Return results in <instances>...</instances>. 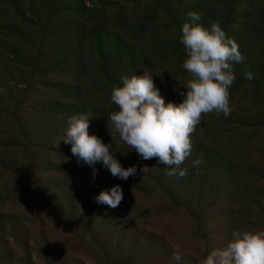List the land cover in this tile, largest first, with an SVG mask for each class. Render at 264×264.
I'll list each match as a JSON object with an SVG mask.
<instances>
[{"label":"rangeland","instance_id":"obj_1","mask_svg":"<svg viewBox=\"0 0 264 264\" xmlns=\"http://www.w3.org/2000/svg\"><path fill=\"white\" fill-rule=\"evenodd\" d=\"M114 2L116 8L111 7L104 23L109 19L107 24H112L120 9L119 0ZM171 2L132 0L120 10L127 21L152 16L151 29L158 25L176 42L182 31L171 21ZM84 3L71 11L76 17H82L90 1ZM246 7L237 6L236 12L244 13ZM174 10L185 16L187 4ZM95 20L91 17L90 25ZM235 25L228 36L236 40ZM8 46L0 48V264H176L177 244L191 250L185 264H200L212 250L225 246L234 231L264 228V124H259L264 122V69L255 68V54L242 68L233 64L236 81L245 80L239 87L235 81L230 89L231 118L239 121L233 125L223 114L205 116L192 134L191 155L181 166L188 168V175L179 178L169 176L171 169L156 159H141L112 129L107 118L113 87L103 81L95 93L79 96L77 87L89 82L90 71L85 73L79 64L73 68L71 61L43 74L42 65L37 72L13 71L16 64L1 63L11 59ZM179 56L151 60L140 54L131 73L122 64L118 77L150 71L159 92L181 96L190 74L183 62H176ZM50 57L42 60L44 70L55 60ZM18 61L26 58L21 55ZM245 71L255 72L252 80L260 78L262 91L246 81ZM83 113L93 118L89 133L111 144L122 166L137 167L134 176L123 180L102 162H78L63 135L69 120ZM197 158L203 163L192 168ZM144 165L149 166L146 174L139 170ZM117 184L123 191L118 207L97 202L102 190Z\"/></svg>","mask_w":264,"mask_h":264},{"label":"clouds","instance_id":"obj_2","mask_svg":"<svg viewBox=\"0 0 264 264\" xmlns=\"http://www.w3.org/2000/svg\"><path fill=\"white\" fill-rule=\"evenodd\" d=\"M188 15L191 22L182 25L179 38L186 52L182 66L190 74L183 84L186 92L180 93L182 102L165 103L152 72L144 70L142 75L122 76V85L113 86L110 101L118 110L107 118L129 150H134L143 160L156 159L158 164L171 169L169 176L179 178L188 175V168L181 166L191 155L192 134L202 119L213 113L217 117L231 114L230 89L236 81L233 64L243 63L245 59L238 42L227 35L218 21L206 27L199 23L198 12L190 11ZM244 74L248 79L253 78L249 71ZM91 119L90 113L73 116L63 135L64 142L71 143L78 162L82 160L88 165L102 162L114 177L123 180L134 176L135 165L123 167L110 151L112 145L89 133ZM128 151L122 153L127 155ZM202 163V158L194 159L191 167L198 169ZM139 170L146 174L149 166ZM96 200L115 209L123 200L121 186L102 190ZM191 254V250L174 245L176 264H185V257ZM200 264H264V228L234 231L225 246L212 250Z\"/></svg>","mask_w":264,"mask_h":264},{"label":"trees","instance_id":"obj_3","mask_svg":"<svg viewBox=\"0 0 264 264\" xmlns=\"http://www.w3.org/2000/svg\"><path fill=\"white\" fill-rule=\"evenodd\" d=\"M88 1L90 4L88 7L84 6L83 15L80 13L82 17H76V14L71 11L80 10L82 4H86L84 0H0V48L3 45H9L8 48L13 49L9 54L11 59L4 58L1 63L8 61V66L16 64L13 71L29 68L37 72L40 71L37 68L42 65L43 72L40 71V74L55 71L70 61L73 63V68L79 64L80 69L85 73L87 69L90 71L89 82L82 88L77 87V92L81 96L83 92L87 95L95 93L97 87L101 89L103 81L106 87L121 83L122 79L118 77L121 75L119 73L121 65L123 64L126 73L130 74L131 70L137 66L136 62L140 54L151 60L164 56L165 59L170 60L175 55H180L179 59H176L178 65L183 62L182 56L186 58V52L180 40L172 42L166 32L163 35L158 25H153L154 29H151L148 22L153 19L152 16L143 14L127 21L124 12L120 9L132 0H119L120 9L114 14L112 24H107L109 19L105 23L103 21L108 18L111 7L116 8L114 0ZM171 1L170 18L173 24L178 25L179 30L185 22H191L188 15L190 11L198 12L201 15L199 23L206 27H210V22L218 21L227 35L231 25L236 24L235 27L239 28L235 34L236 41L245 57L244 62L238 64V67H244L246 59L255 54L257 57V62H254L255 68L264 69V0ZM185 3L187 14L182 16L174 8ZM246 5L244 13L236 12L237 6ZM87 10H89L88 15ZM91 17L96 19L94 25H90ZM63 48L68 49L67 52H64ZM21 55L26 58V61H18ZM50 56L55 57V60L50 61L46 71L44 70L46 64L42 63V60H47L51 58ZM250 80L252 79L247 78L246 81ZM259 80L260 78L252 80L256 92L262 91ZM244 81L240 79V82L236 81V85L239 87ZM160 93L165 103L171 101L179 104L183 100L174 91L168 92L161 89ZM110 104L112 107L109 113L118 110V106L111 101ZM231 114L226 118L229 123L236 125L239 120L232 119ZM54 117L58 119L57 114ZM262 123L264 124L259 122V124ZM200 143L198 141L195 148L200 147ZM130 166L132 165L129 163L123 167Z\"/></svg>","mask_w":264,"mask_h":264}]
</instances>
